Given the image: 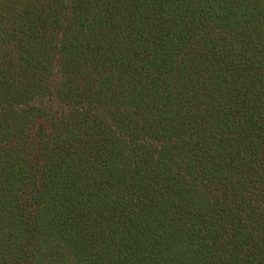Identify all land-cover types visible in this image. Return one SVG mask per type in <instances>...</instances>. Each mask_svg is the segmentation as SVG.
I'll return each instance as SVG.
<instances>
[{"label":"trees","instance_id":"trees-1","mask_svg":"<svg viewBox=\"0 0 264 264\" xmlns=\"http://www.w3.org/2000/svg\"><path fill=\"white\" fill-rule=\"evenodd\" d=\"M0 264H264V0H0Z\"/></svg>","mask_w":264,"mask_h":264}]
</instances>
